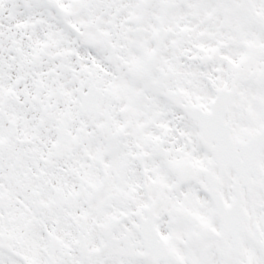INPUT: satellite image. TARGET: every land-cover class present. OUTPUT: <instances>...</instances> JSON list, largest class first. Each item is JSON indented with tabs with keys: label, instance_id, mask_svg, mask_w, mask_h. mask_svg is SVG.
<instances>
[{
	"label": "snow or ice",
	"instance_id": "snow-or-ice-1",
	"mask_svg": "<svg viewBox=\"0 0 264 264\" xmlns=\"http://www.w3.org/2000/svg\"><path fill=\"white\" fill-rule=\"evenodd\" d=\"M0 264H264V0H0Z\"/></svg>",
	"mask_w": 264,
	"mask_h": 264
}]
</instances>
